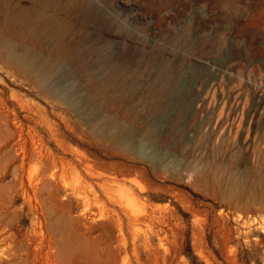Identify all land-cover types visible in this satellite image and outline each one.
<instances>
[{"label": "rangeland", "instance_id": "374dc122", "mask_svg": "<svg viewBox=\"0 0 264 264\" xmlns=\"http://www.w3.org/2000/svg\"><path fill=\"white\" fill-rule=\"evenodd\" d=\"M0 264H264V0H0Z\"/></svg>", "mask_w": 264, "mask_h": 264}, {"label": "bare ground", "instance_id": "6f19581e", "mask_svg": "<svg viewBox=\"0 0 264 264\" xmlns=\"http://www.w3.org/2000/svg\"><path fill=\"white\" fill-rule=\"evenodd\" d=\"M23 11H19V13H16L13 16L12 21L10 22L11 25L13 27L17 28L18 30H20V32H22L23 34H26L29 30H32L38 35L39 31L41 32L42 29L46 26L47 21H48V17L47 16H42L41 14H39V10L38 9L37 10L30 9L29 11L27 10V11H24V12ZM7 52L8 51H6V53ZM8 57H9L10 60L13 61V59H12V57L10 55ZM15 63H18V64H16V68H17V70L19 72H21L24 75L28 74V72H29L28 66H26V65H24L22 63H19L18 61H16ZM243 183H244V181H243Z\"/></svg>", "mask_w": 264, "mask_h": 264}]
</instances>
